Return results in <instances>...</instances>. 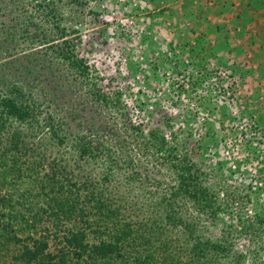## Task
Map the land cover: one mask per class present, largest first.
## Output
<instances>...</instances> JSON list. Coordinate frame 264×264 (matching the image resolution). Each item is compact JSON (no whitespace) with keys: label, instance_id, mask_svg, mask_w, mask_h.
<instances>
[{"label":"rangeland","instance_id":"1","mask_svg":"<svg viewBox=\"0 0 264 264\" xmlns=\"http://www.w3.org/2000/svg\"><path fill=\"white\" fill-rule=\"evenodd\" d=\"M186 1L0 0V97L18 90L36 111L9 129L70 203L98 188L121 217L150 216L159 229L172 204L191 232L168 224L169 242L204 247L215 264H264V88L219 59ZM181 176L215 215L171 197ZM28 180L6 190L18 222L49 202Z\"/></svg>","mask_w":264,"mask_h":264},{"label":"trees","instance_id":"2","mask_svg":"<svg viewBox=\"0 0 264 264\" xmlns=\"http://www.w3.org/2000/svg\"><path fill=\"white\" fill-rule=\"evenodd\" d=\"M63 43L67 44V41ZM15 93L0 97V264L5 261L8 264H215L208 261L204 247L186 244L183 248L180 241L169 242L168 236L164 235L170 229L168 224L191 232L188 224L182 221L186 214L176 211L172 204H169V210L165 208V219L160 220L166 227L159 229L150 216L143 217V221L139 216L121 217L120 205L112 201L113 194L101 192L98 188L88 189L82 199L73 194L74 201L70 203L69 197L62 194L63 186L53 175H38L42 158L38 159L34 156V149L27 148L20 132L9 129L10 121L24 124L35 120L36 116L34 107L23 100L18 90ZM50 136L58 137L54 126H51ZM19 155L31 158L26 162L28 175L21 168L22 164H18L22 158ZM194 176L189 172L188 182ZM26 178H29L28 183L46 192L49 202L31 207L30 219L24 216L18 222L20 216L8 217L12 213L8 210L12 203L6 190H15L17 184ZM185 182V177L181 176L171 197L188 195L193 206L197 204V212L207 208L211 215H215L211 199L204 200L206 204L201 206L200 200L206 197L202 187L185 186ZM22 196L30 199L25 193ZM39 227L43 228L39 230L40 234ZM49 235L55 236L53 242H50ZM50 243L54 246L51 251ZM211 248L217 249L218 245ZM6 253L9 257L4 260Z\"/></svg>","mask_w":264,"mask_h":264},{"label":"crops","instance_id":"3","mask_svg":"<svg viewBox=\"0 0 264 264\" xmlns=\"http://www.w3.org/2000/svg\"><path fill=\"white\" fill-rule=\"evenodd\" d=\"M190 1L194 6L188 5ZM186 2L183 15L198 14L202 18V35L205 40L210 39L217 55L222 56L219 59L244 66L242 71L250 81L261 82L264 88V0Z\"/></svg>","mask_w":264,"mask_h":264},{"label":"built area","instance_id":"4","mask_svg":"<svg viewBox=\"0 0 264 264\" xmlns=\"http://www.w3.org/2000/svg\"><path fill=\"white\" fill-rule=\"evenodd\" d=\"M218 74H220L221 76H224L226 75L225 71L222 69L219 70Z\"/></svg>","mask_w":264,"mask_h":264}]
</instances>
